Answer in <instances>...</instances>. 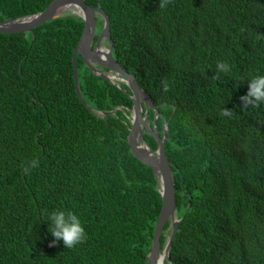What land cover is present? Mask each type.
I'll list each match as a JSON object with an SVG mask.
<instances>
[{
    "label": "trees",
    "instance_id": "obj_1",
    "mask_svg": "<svg viewBox=\"0 0 264 264\" xmlns=\"http://www.w3.org/2000/svg\"><path fill=\"white\" fill-rule=\"evenodd\" d=\"M50 1L0 0V21ZM85 2L107 13L113 57L155 104L147 120L157 110L160 134L168 126L179 221L164 263L264 264V104L242 110L240 101L247 81L264 75V0ZM83 25L66 9L33 31L0 32V264H149L160 183L130 151L128 87L77 54L89 107L75 89ZM217 62L231 71L217 73ZM143 140L156 148L145 129ZM32 161L39 166L26 174ZM58 209L80 218L83 243L50 246L43 213ZM170 232L168 220L161 247Z\"/></svg>",
    "mask_w": 264,
    "mask_h": 264
},
{
    "label": "water",
    "instance_id": "obj_2",
    "mask_svg": "<svg viewBox=\"0 0 264 264\" xmlns=\"http://www.w3.org/2000/svg\"><path fill=\"white\" fill-rule=\"evenodd\" d=\"M66 9L72 11L84 20L83 30L75 45L72 53L73 78L75 89L82 101L84 102L79 86L77 76V54L82 57L83 62L96 74L101 75L111 83L121 86L123 82L128 87V95L132 100L130 109L131 126L127 135V141L130 151L139 160L148 166L152 167L154 174L157 176L160 183V190L162 196L161 208L154 226V232L151 242L150 250L146 256L145 262L149 264H157L158 257L168 259L169 249L174 239L178 221L176 211V196L174 174L165 152L166 132L168 126L165 125L163 133L160 134L156 122L158 111L155 110V116L152 123L147 120L146 114L149 108L156 109L155 104L150 99V96L142 88L135 75L126 71L122 65L113 57V42L110 37L109 17L107 13L100 7L92 6L85 2V0H51L44 9L29 16L17 19H6L0 21V32H25L33 31V29L41 23L61 15ZM97 14L102 18V30L97 36L95 47L92 46V41L95 38ZM104 37L108 40L109 45L105 51L99 46L100 39ZM95 64L104 66L111 71V74H105L97 69ZM85 103V102H84ZM86 106H88L85 103ZM89 107V106H88ZM100 115L106 112L97 110ZM143 129H145L156 140V148L151 149L143 140ZM139 135L140 142L145 145L150 152L151 158H145L138 149L135 135ZM170 220L171 232L166 239L165 244L161 247L160 237L165 223ZM165 264V263H164ZM168 264L171 261L168 260Z\"/></svg>",
    "mask_w": 264,
    "mask_h": 264
},
{
    "label": "clouds",
    "instance_id": "obj_3",
    "mask_svg": "<svg viewBox=\"0 0 264 264\" xmlns=\"http://www.w3.org/2000/svg\"><path fill=\"white\" fill-rule=\"evenodd\" d=\"M169 3V0H159V7L165 8ZM231 71V67L227 62H217L216 72L227 74ZM218 79V76L213 77ZM163 91H169L168 82L162 81ZM241 109L246 110L249 107L258 108L264 104V75L253 76L247 81V92L240 97ZM221 114L223 116H229L231 114L227 109H222ZM39 166V161H32L27 167L24 168V172H27L31 168ZM44 215L48 216L50 221V229L48 225V231L53 237L50 246H54L57 241H62L65 248L71 249L77 244L83 243L87 239V233L80 220V218L72 211L54 210L48 213L44 210ZM179 217H177L178 219ZM163 257H161L157 264H162Z\"/></svg>",
    "mask_w": 264,
    "mask_h": 264
},
{
    "label": "flooded vegetation",
    "instance_id": "obj_4",
    "mask_svg": "<svg viewBox=\"0 0 264 264\" xmlns=\"http://www.w3.org/2000/svg\"><path fill=\"white\" fill-rule=\"evenodd\" d=\"M101 30H102V29H101ZM100 32H101V31H99V32L97 33V24H96L95 38H94V40L92 41V46H93V47H95L96 39H97V36L99 35ZM108 45H109L108 40H107L106 38L102 37V38L100 39L99 46L102 47V48L104 49L103 51L106 50V48L108 47ZM81 59H82V57H81ZM94 66H95L97 69H99L101 72L105 73V74H111V71H110L108 68L104 67V66H101V65H98V64H95V63H94Z\"/></svg>",
    "mask_w": 264,
    "mask_h": 264
},
{
    "label": "bare ground",
    "instance_id": "obj_5",
    "mask_svg": "<svg viewBox=\"0 0 264 264\" xmlns=\"http://www.w3.org/2000/svg\"><path fill=\"white\" fill-rule=\"evenodd\" d=\"M135 140H136V142H137L138 149L140 150V152L142 153V155H143L146 159H147V158H151L152 156L150 155V152L146 149L145 145L142 144V143L140 142V139H139V135H138V134L135 135ZM160 258H161V256L158 257V260H159ZM158 260H157V262H158ZM162 264H164L163 261H162Z\"/></svg>",
    "mask_w": 264,
    "mask_h": 264
},
{
    "label": "rangeland",
    "instance_id": "obj_6",
    "mask_svg": "<svg viewBox=\"0 0 264 264\" xmlns=\"http://www.w3.org/2000/svg\"><path fill=\"white\" fill-rule=\"evenodd\" d=\"M70 10H72V9H70Z\"/></svg>",
    "mask_w": 264,
    "mask_h": 264
}]
</instances>
